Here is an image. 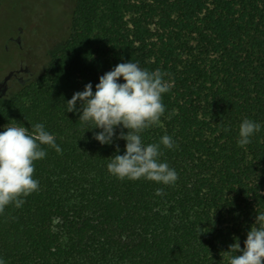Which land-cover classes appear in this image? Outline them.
<instances>
[{"label":"trees","instance_id":"trees-1","mask_svg":"<svg viewBox=\"0 0 264 264\" xmlns=\"http://www.w3.org/2000/svg\"><path fill=\"white\" fill-rule=\"evenodd\" d=\"M57 36L32 50L38 66L0 107V131L43 122L62 149L44 146L39 190L0 214L6 264H229V246L243 248L264 213V0H73ZM128 61L171 84L159 125L142 136L175 141L161 157L174 185L109 174L126 141L101 145L99 129L66 111ZM245 118L262 127L242 148Z\"/></svg>","mask_w":264,"mask_h":264},{"label":"clouds","instance_id":"clouds-1","mask_svg":"<svg viewBox=\"0 0 264 264\" xmlns=\"http://www.w3.org/2000/svg\"><path fill=\"white\" fill-rule=\"evenodd\" d=\"M170 88L160 70L149 71L132 61L118 63L99 77L95 91L89 82L82 91L75 92L66 101V111L78 113V121L89 126V130L99 129L94 132V139L101 145L126 141L122 155L116 144V154L107 163L109 174L120 180L144 179L171 186L178 174L161 157L162 146L172 150L175 141L165 134L157 143H145L142 136L159 125L166 111L162 96ZM30 127L31 131L8 124L0 131V214L10 206L22 207L25 198L39 190V180L34 178L35 162L46 157L44 146L57 153L62 151L43 122ZM261 127L259 122L243 119L237 145L242 148L249 145ZM156 195H163L162 189L158 188ZM229 247L237 253L229 257V264H264V213L257 214L243 248L238 238ZM0 264H6L2 256Z\"/></svg>","mask_w":264,"mask_h":264},{"label":"flooded vegetation","instance_id":"flooded-vegetation-1","mask_svg":"<svg viewBox=\"0 0 264 264\" xmlns=\"http://www.w3.org/2000/svg\"><path fill=\"white\" fill-rule=\"evenodd\" d=\"M25 1L27 0H0V55L3 56L0 59V85L14 73L0 88V107L10 100L12 93L27 84L34 68L39 64L36 52H32L33 47L28 46L27 22L16 24L8 16L9 8L19 10L22 18H27Z\"/></svg>","mask_w":264,"mask_h":264},{"label":"rangeland","instance_id":"rangeland-1","mask_svg":"<svg viewBox=\"0 0 264 264\" xmlns=\"http://www.w3.org/2000/svg\"><path fill=\"white\" fill-rule=\"evenodd\" d=\"M27 18H22L18 11L9 10L8 16L11 22L22 24L27 22L28 46L45 52L47 47L58 34L65 30L68 25V16L72 2L70 0H27ZM5 27V26H4ZM3 56L0 55V59ZM2 61V60H0Z\"/></svg>","mask_w":264,"mask_h":264},{"label":"water","instance_id":"water-1","mask_svg":"<svg viewBox=\"0 0 264 264\" xmlns=\"http://www.w3.org/2000/svg\"><path fill=\"white\" fill-rule=\"evenodd\" d=\"M13 74H14V73H11V74L5 79L4 84L7 83V81L13 76ZM4 84L0 85V88H1Z\"/></svg>","mask_w":264,"mask_h":264}]
</instances>
